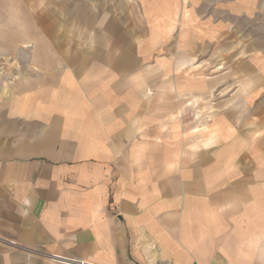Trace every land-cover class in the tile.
<instances>
[{
	"label": "crops",
	"instance_id": "0c3cea01",
	"mask_svg": "<svg viewBox=\"0 0 264 264\" xmlns=\"http://www.w3.org/2000/svg\"><path fill=\"white\" fill-rule=\"evenodd\" d=\"M14 1L47 49L0 102V264H264V0Z\"/></svg>",
	"mask_w": 264,
	"mask_h": 264
},
{
	"label": "rangeland",
	"instance_id": "374dc122",
	"mask_svg": "<svg viewBox=\"0 0 264 264\" xmlns=\"http://www.w3.org/2000/svg\"><path fill=\"white\" fill-rule=\"evenodd\" d=\"M21 3L24 8L29 10L27 14L16 13L17 5L14 0H0V24L3 28L6 27V43L2 44L4 38H0V89L2 87V90H4V94H0V102L13 95L22 84L29 83L31 79L37 77L39 73L37 63L40 64L41 62L37 59L32 60V53L33 56H37L42 50L47 49V46L39 41L41 36L40 34L38 36L37 28H35V35L30 37V42L33 43H29L31 47L24 48V46H19V54H16L18 51L15 52V44L13 41L19 39V36H24L31 32V28L26 23V20H31V17L36 20V16L41 15L36 12L31 13L30 7L27 6L29 3L26 5V1H21ZM21 27H23L22 32ZM2 33L3 29L0 30V35ZM58 37L61 38L60 35ZM52 47H49V52L51 53ZM262 47L264 48V29L262 34ZM207 65L205 63L203 65L204 70H202L205 79L210 82L216 79L215 86L212 85L214 89L210 91L212 94L201 93L183 96L181 106L176 107V112L172 115V119L177 118L178 121L189 123V126L194 127V131L198 133L211 127L209 123L221 112L214 103L218 98H223L225 95L217 91V87L223 84V79L219 81L218 75H216L222 70L219 68H222V66L211 69ZM182 118L183 120H181Z\"/></svg>",
	"mask_w": 264,
	"mask_h": 264
},
{
	"label": "built area",
	"instance_id": "2783aa9c",
	"mask_svg": "<svg viewBox=\"0 0 264 264\" xmlns=\"http://www.w3.org/2000/svg\"><path fill=\"white\" fill-rule=\"evenodd\" d=\"M48 259L56 264H92L80 258L65 257L55 254L48 256Z\"/></svg>",
	"mask_w": 264,
	"mask_h": 264
}]
</instances>
